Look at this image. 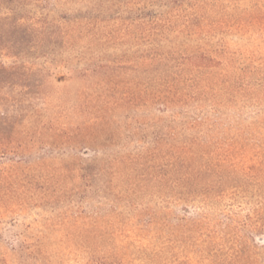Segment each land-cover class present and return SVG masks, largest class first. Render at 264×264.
<instances>
[{"label":"rangeland","instance_id":"rangeland-1","mask_svg":"<svg viewBox=\"0 0 264 264\" xmlns=\"http://www.w3.org/2000/svg\"><path fill=\"white\" fill-rule=\"evenodd\" d=\"M263 15L0 0V264H264Z\"/></svg>","mask_w":264,"mask_h":264},{"label":"trees","instance_id":"trees-1","mask_svg":"<svg viewBox=\"0 0 264 264\" xmlns=\"http://www.w3.org/2000/svg\"><path fill=\"white\" fill-rule=\"evenodd\" d=\"M263 16H264V15H263ZM253 18H255V19H257V20H258V19H259V20L262 19V17H260V16H254ZM200 58H201L200 60L208 59V58L204 57L203 55H200ZM209 60H210V59H208V61H209ZM196 65H198V66H203L204 63H202V62L199 61L198 63H196Z\"/></svg>","mask_w":264,"mask_h":264}]
</instances>
